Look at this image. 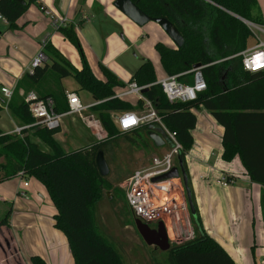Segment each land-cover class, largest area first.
Here are the masks:
<instances>
[{
    "label": "trees",
    "instance_id": "1",
    "mask_svg": "<svg viewBox=\"0 0 264 264\" xmlns=\"http://www.w3.org/2000/svg\"><path fill=\"white\" fill-rule=\"evenodd\" d=\"M131 1L151 19L169 20L184 39L180 49L155 43L154 50L162 72L166 76L180 75L199 64L207 87L195 101L188 103H169L158 85L150 86L144 96L154 105L164 125L176 133L182 146L183 161L193 145L191 131L196 126V117L192 110L203 107L211 114L223 129L221 159L230 162L237 156L249 180L262 188L260 208L264 223V70L256 73L243 70L238 55L247 49L251 32L236 18L262 25V17L254 15L257 1ZM36 2L27 0L22 5L17 0H0V16L10 29L16 28L17 20ZM58 32L80 49L73 25L60 27ZM49 48L47 45L44 50ZM53 55L47 56L50 64L35 68L32 74H25L16 88L29 85L30 89H36L38 98H51L54 112L61 114L68 110L65 92L42 90L44 78L72 77L79 90L102 102L91 112L107 136L89 147L64 153L54 139L57 129L33 127L22 130L21 136L5 134L0 130V183L22 173L23 178L35 179L45 188L56 211L53 227L65 236L74 264H124L119 252L99 235L94 225L93 207L102 191L109 188L106 177L99 174L95 160L98 152L104 154L107 145L119 138L135 146L140 142L145 147L147 144L151 146L147 137L151 127L142 125L132 132H119L112 121V114L134 109L128 101L113 98L115 90L125 84L103 68L104 78L97 79L83 55L80 70L73 69L57 54ZM178 81L191 83L192 76H180ZM131 82L138 86L156 82L150 60L141 62L127 83ZM6 108L21 127L33 123L26 104L14 92ZM29 131L33 138L47 146L49 152L42 151L38 144L31 141ZM141 133L149 140L147 143L142 141ZM225 179L228 183L232 181L231 177ZM191 197L195 207L192 193ZM9 214L5 215L0 225H7ZM192 225L195 238L172 245L166 251L167 264H235L224 248L202 229L197 211L196 219L192 217ZM29 264L47 263L34 255L30 257Z\"/></svg>",
    "mask_w": 264,
    "mask_h": 264
},
{
    "label": "crops",
    "instance_id": "2",
    "mask_svg": "<svg viewBox=\"0 0 264 264\" xmlns=\"http://www.w3.org/2000/svg\"><path fill=\"white\" fill-rule=\"evenodd\" d=\"M114 1L115 0H37L36 7L40 12L42 11L44 13L43 10L46 9L56 17L66 19L67 23L64 26L73 25L79 41L94 45L90 40L94 42L97 39L96 34H98V31L100 32L101 30V32H103L108 24L124 27V31L133 27L132 23H129L130 20L113 7ZM22 18L25 25L21 28L20 20ZM22 18L17 20V25L19 29L23 30H18L15 33H20V31L24 32L27 29L30 30V26H32V31L30 33L33 35V38L29 39L36 43L45 41V46H50L47 51L48 54L54 57L53 53H55L61 57V54L54 46L59 44L62 45V41L58 37V30L52 27L51 19L47 17L50 20V27L49 25H35L27 15ZM4 24L7 25V23ZM163 34L165 33L163 32ZM46 36L49 37L47 38ZM167 40L156 42H161L169 46L170 39ZM29 42L26 41V48H23L22 53L19 55L15 54L14 51L10 52L9 48L6 50V58L10 57L11 54L15 60L12 61V64H3L1 72L4 76H2V80H4L6 84L1 87L8 86L9 84L10 87L15 89L22 77L28 73L32 61L38 53H40V51L32 47ZM28 46H31L30 49ZM14 49L16 48H13V50ZM47 62H49L48 57ZM47 62L45 64H47ZM132 74L129 76V79ZM93 75L97 79H101V77H97L94 73ZM164 77H166V75L162 72L159 78L156 77V81ZM117 79V81L123 83L122 80L119 78ZM7 80H9L10 83H8ZM4 83L1 82V84ZM45 86L49 91L55 90L52 89L49 83ZM63 89L64 92H74L84 106L95 102L91 96L89 97L91 101L88 102L87 96L79 94L77 90ZM22 93L23 90H20L19 94L22 95ZM36 96L38 97V95ZM0 103L5 106L6 114L9 116L6 108L7 103H5L1 95ZM132 107L134 108V105H132ZM82 115L84 119L90 116L96 118L90 110L84 111ZM8 118H10L11 122L14 124V128L17 127L11 117L9 116ZM218 128L220 129L216 130L220 131L222 134V127L220 126ZM0 130L5 134H11L13 131H5L3 126H0ZM54 139L64 153H71L103 140L101 137L93 136L82 119L78 116L70 115H65L61 118L60 126L57 129V133L54 135ZM195 150H197L195 154L189 153L186 160L187 164L188 161H190L188 164L189 173L192 176V170L195 169L198 170V174H205L208 177L202 178V176L198 177V175H195L192 176L191 180L187 176L188 186L194 199L202 229L208 236L210 235L209 237L215 240L219 246L224 248L235 264H256L255 259L257 260L264 255V223L260 208L262 188L249 180L237 156L231 163L224 166L222 164L223 162L221 163L220 153L218 156L219 159L216 161L217 163L211 165L206 162L208 156L204 148L202 149V147H199ZM203 154L206 155L205 158ZM184 166L186 167L185 161ZM222 176L224 178H232L231 183H228L226 187L218 184ZM17 179L18 178L15 177L0 183V222L4 220L5 215L10 212L7 225L0 226V237L4 236L5 229L7 234V237L4 236L5 238L3 239L5 249L0 244V264H29L30 257L34 255L42 258L47 264H74L65 236L53 227V216L56 214V211L51 201L50 203L47 201L49 197L45 188L32 178H29V180H32L33 183L28 184L27 188H23L20 182L18 185L15 184L14 180ZM10 182H12L11 186L9 185ZM13 186L14 189L11 188ZM21 191H23L27 197H29L28 192H31V194L36 193L35 195L38 200L31 201L28 198L27 200L23 199L26 203H18L19 200L15 195H18ZM45 196L47 197L45 198ZM252 197L255 201L254 204L252 203ZM39 199L45 200V203L41 202ZM205 200L208 201V208L206 209L204 207L202 209ZM215 204H217V208H215ZM232 205H238L240 210H237V213L244 212H242V217L233 215L229 223L227 213L229 207ZM210 207L215 214L211 217V227L207 224V215ZM226 227H230L235 233L233 237L235 239L232 242L230 241V243L224 239V235L227 233ZM210 231L212 232L210 233ZM230 233L232 234V232ZM250 237V243H252L253 246H250V250L248 248L247 251L246 248L248 246L245 248L244 242L246 238ZM11 250L14 256L11 254ZM256 255L258 256L257 258ZM260 264H264V261H260Z\"/></svg>",
    "mask_w": 264,
    "mask_h": 264
},
{
    "label": "rangeland",
    "instance_id": "3",
    "mask_svg": "<svg viewBox=\"0 0 264 264\" xmlns=\"http://www.w3.org/2000/svg\"><path fill=\"white\" fill-rule=\"evenodd\" d=\"M256 1L257 7L254 15L259 14L262 17V25H264V0ZM36 6V3H32L20 18L27 15L35 25L50 26V20L44 15L42 11L40 12ZM20 21V26L22 28L25 25L23 18ZM17 22L16 28L10 29L8 24L5 25L0 21V87L6 84L4 83V80H2V76H4L1 72L3 64H12V61L15 60V58L11 56V54L10 57L6 58V50L8 48L10 49V52L14 51L15 54L19 55L20 53H22V49L26 48V41H30L29 43L30 45H32V47L37 48V50L42 52L46 57L49 55L48 52L44 50L42 41L40 43H36L30 40L33 38V35L30 33L32 31V26H30V30L27 29L24 32L20 31V33H15L18 30H23L19 29ZM129 23L132 22L129 21ZM132 25L133 27L128 28L126 31H124V27H118L108 24L103 32H101V30L100 32L98 31V34H96L97 39L94 42L93 40H90V42L94 43V45H92L91 43L87 44L84 41L81 42L78 40L80 49H78L62 34L59 33L58 37L62 41V45L59 44L55 45L54 47L61 54L62 59L68 62L73 67V69L76 70H79L81 68V56L83 55L89 68L95 75H97V77H101V79L104 78V74L102 72L103 68L111 75H113L116 79L119 78L123 81V83H126L128 82L129 76L138 68L139 64L146 59H149L151 61L154 67L155 75L157 78H159L161 76L162 70L159 62V57L154 50V43L156 41L167 40V36H165L158 25L153 22H149L143 27H138L134 23H132ZM25 35H27L28 37ZM255 36L251 33V36L247 41V49L252 48L257 43ZM257 36L260 40L264 41V35ZM30 47L31 46H28L29 49ZM169 47L175 48L171 41ZM13 48L16 49L13 50ZM39 54L40 53H38V55ZM46 62L47 61H45V63ZM47 63L50 64V61ZM44 81L45 85H48L49 83L52 89H55L53 91H57V93L64 91L63 88H66L67 90H77L79 94L87 96L88 102L91 101V98H89L90 96L87 93L79 90L78 85L72 77L57 79L56 76H46L44 78ZM1 82H3L4 84H1ZM7 82L10 83L9 80H7ZM21 87L22 88L14 89V95L19 97V99L21 98L23 101L24 98L30 94H38L34 88L30 89L29 85H22ZM45 87L46 86L42 87V90L49 91ZM20 90H23L22 95L19 94ZM33 90L36 92H34ZM120 90L121 89H116L115 92L119 93ZM126 101H128L131 105H135L137 103V99L134 97H127ZM0 108L2 109L0 111V126H3L5 131L14 129V124L11 122L10 118H8L9 116L15 122L17 127H21L20 124H18V122L12 117L9 111V116H7L5 106L1 103ZM192 112L196 117V126L194 130L191 131L193 137V145L185 155L184 159L186 164V173L191 180L192 176L195 175H198V177L202 176V178L208 177L205 174H198V170L195 169L192 170V176L190 175V171L188 170V164L190 161H188V164L186 161L189 153L195 154V152L197 151L195 149L202 147V149L204 148V151L208 156L206 162L208 164L215 165L217 163L216 161L219 159L218 156L222 151V134L220 131L216 130L220 129L218 128L220 126L216 122H214L215 120L213 119L211 114L203 107L194 109L192 110ZM31 135L32 133L29 131V137L31 141H34L36 143L38 142L37 144H39L42 151L49 152L47 146L42 144L37 138H33ZM106 136L107 135L105 132L104 138H106ZM135 138L137 140L138 137L136 136ZM141 139L146 143L149 141L142 133ZM141 143L142 142L135 146L127 142L124 138H119L117 142L109 143L107 145L104 152V159L109 169V174L106 176L109 188L102 191L100 198L93 207L92 216L97 232L119 252L124 264H167V253L162 252L155 247L147 246L138 235L134 226V218L126 205L124 194L120 188L124 181L134 171L146 169L147 167H149L153 158L159 156L167 148L166 146H163L156 149L152 147V145L150 146V144H147V146L145 147L141 145ZM206 155L203 154V157L205 158ZM231 162L232 161H221L224 166ZM222 178L224 177L222 176L220 180ZM24 180H26L28 184L33 183L32 180H29V178L27 177L23 178L22 181L18 178L17 180H14V182L16 185H18L19 182L21 184V182H23ZM11 183L12 182L9 183L10 186L12 185ZM11 188L14 189V186ZM35 194L36 193L31 194V192H28V198L31 201L38 200ZM15 197L18 198V203H26L23 201V198H21L19 194L15 195ZM46 197L47 196H45V198ZM39 200L45 203V200ZM47 201H49L50 203V200L48 198ZM254 202V198L252 197V203L254 204ZM204 207L206 209L208 208L207 200L204 201L202 209ZM215 208H217V204H215ZM237 210H240L238 205H232L231 207H229L227 213L229 217V223L233 215H239L242 217V212L244 211H242L241 213H237ZM214 215L215 214L213 213V209L210 207L207 215V224L209 225V227L212 226L211 217H213ZM211 232L212 231H210V233ZM226 232L227 233L226 235H224V239L227 240L228 243H230V241H234L235 238L233 237L235 233L231 230L230 227H226ZM230 232H232V234ZM4 233V236L7 237L6 229L4 230ZM4 236L0 237V244L5 249L3 241V239L5 238ZM172 237L173 236L171 234L168 235L170 247L177 244V242H172ZM250 241L251 237L246 238L244 242L245 248L248 246L246 248L247 251L248 248L250 250V246H253ZM12 252L13 251L11 250V254L13 255ZM257 257L258 256L256 255V258ZM260 261H264V255L257 260L255 259L256 264H260Z\"/></svg>",
    "mask_w": 264,
    "mask_h": 264
},
{
    "label": "built area",
    "instance_id": "4",
    "mask_svg": "<svg viewBox=\"0 0 264 264\" xmlns=\"http://www.w3.org/2000/svg\"><path fill=\"white\" fill-rule=\"evenodd\" d=\"M43 11L45 16L51 19L52 27L56 30L64 27L67 23L66 19L58 18L46 9ZM0 21L6 23L2 16H0ZM240 21L254 36L256 35L255 38L257 40V43L252 48H248L238 55L241 57L243 70L248 73L263 71L264 41L260 40L257 35H264V25L243 19ZM42 45L45 47V41L42 42ZM45 61H47V57L40 52L32 61L28 73L32 74L35 68L42 67ZM201 69L202 66L193 68L180 75L166 76L152 85L138 86L135 82L126 83L120 92L113 96L114 99L118 100H126L127 97L137 99L132 111L112 114V121L119 132H132L142 125H146L162 133L164 146L167 147L163 153L153 158L149 167L134 171L121 185L120 188L124 194L126 205L134 220L140 221L153 230H156L158 225L162 224L167 237L171 234L173 236L171 238L172 242H177V244L195 238L192 216L181 176L160 181L153 180L168 174L173 168L178 166V156L181 155L182 146L177 139L176 133L164 125L154 105L144 96L143 91L150 86L158 85L169 103L195 101L200 94L207 90ZM187 74L192 76L191 83L178 81L180 76ZM13 92L14 89L10 86L0 88V95L6 103L11 99ZM65 98L68 110L57 114L54 112V101L51 98L40 99L34 94L26 96L24 103L33 119V123L28 126L15 127L11 134L21 136L22 130L33 127L55 130L59 128L61 118L65 115H70L78 116L82 119L93 136L104 139L105 132L100 122L96 118H92V116L87 119L82 117L84 111H91L93 107L102 102L95 101L90 105L84 106L78 96L72 91H66ZM16 177L21 181L23 179L22 173H18ZM218 184L226 187L228 182L225 178H222L218 181ZM21 186L27 188L28 182L24 180L21 182ZM18 194L23 199H28L23 191Z\"/></svg>",
    "mask_w": 264,
    "mask_h": 264
},
{
    "label": "water",
    "instance_id": "5",
    "mask_svg": "<svg viewBox=\"0 0 264 264\" xmlns=\"http://www.w3.org/2000/svg\"><path fill=\"white\" fill-rule=\"evenodd\" d=\"M17 1L22 5L25 4L24 0ZM113 7L138 27H143L149 22L157 24L160 29L165 33V35L170 39L176 49H180L183 46V37L181 36L177 28L169 20L165 18L151 19L145 13H143L135 4H133L131 0H115L113 2ZM236 18L241 20L238 17ZM198 67H200L199 64L195 65L193 68ZM145 92L146 90L143 91V94ZM147 137L151 141L153 147L156 149L163 147L165 144L162 133L157 129H151L147 133ZM95 161L101 177H106L109 174V169L104 159V154L102 151L98 152ZM179 176H181L183 182V187L185 190L191 216L193 217V219H196V210L192 201L190 189L188 187V177L185 171L184 161L181 155L178 156L177 167L173 168L168 174L158 177L153 181L178 178ZM134 226L138 235L141 237V239L147 246L155 247L162 252H166L169 250L170 243L168 241L167 234L162 224H159L157 229L153 230L150 229L147 225L142 224L140 221L134 220Z\"/></svg>",
    "mask_w": 264,
    "mask_h": 264
}]
</instances>
